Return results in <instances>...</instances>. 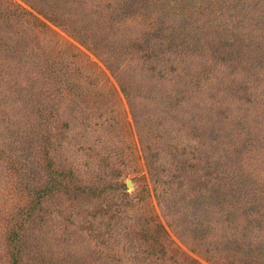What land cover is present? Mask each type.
<instances>
[{
    "label": "rangeland",
    "instance_id": "obj_1",
    "mask_svg": "<svg viewBox=\"0 0 264 264\" xmlns=\"http://www.w3.org/2000/svg\"><path fill=\"white\" fill-rule=\"evenodd\" d=\"M35 1L37 4L33 5L40 8L39 13L23 0H0V264H9L10 234L32 204L30 193L34 191L32 188L28 190V184L18 169L33 174L35 180H31V184L37 185L44 175L45 166L39 167L43 165L39 157L44 155V151L50 152L57 167L73 169L75 175L89 184L102 179L115 184L114 177L121 172L119 179L125 185L130 180L132 187L125 186L126 196L121 194V190L112 189L108 196L111 202L121 198L131 204H125L122 212H116L111 218L99 211L101 199H88L79 191L56 192L42 210L35 211L30 217L24 230L26 236L21 238V264H137L139 252L135 237L147 216H155L163 226L167 236L162 239V245L174 251L178 260L189 257L199 264H224L211 257L210 249L222 247L223 234L228 228L225 217L229 210L220 198L210 199L211 194L200 196V201L199 197L195 200L194 193L197 192L194 191L198 189L200 194H204L207 189V193H213L216 181L224 177L227 167L237 164L240 158L235 154L226 158L227 163L222 162L221 166L226 169L220 174L219 165L207 167L208 174L203 182L190 172L195 169L191 168V163H197V157L208 152L213 154L216 150L212 144L217 139L223 142L218 144L220 150L223 147L241 149L242 134L240 139L238 136L244 128L241 123L237 129L233 128L238 120H244L248 128L245 133L250 134V141L264 134V128L257 127L259 124L264 127V122L247 125L246 119L239 117V111L235 113L234 103L228 102L226 97L218 100L210 114L207 109L193 108L192 104L207 101L203 99L210 87L205 91L199 90L192 100H184L185 103L180 104L175 102L171 105L170 99L162 100L161 95L175 88L168 86L167 80L172 79L176 69H188L194 63L193 67L196 61L193 55L205 54L199 52L201 45L210 51L215 45L213 43L223 39L222 36L229 37L238 31L236 14L240 7H253L254 13L248 22L245 20L243 23L253 27L255 32L244 40L243 36L238 37L232 48L241 52V56L251 58L254 67L258 68L259 61L263 59L261 55H264V46L260 45L261 41L264 42V0H215L221 5L209 6L198 17L196 21L201 26L196 29L194 25L190 26L197 34L193 30L187 32L186 37L199 47L195 46L192 56L182 52L184 57L179 56V49L169 50L170 57L178 65L172 68L168 65L170 62L166 64L162 59L158 68L161 71L156 74L158 80H152L146 71L137 68L132 59L117 58L121 49L119 52L116 48L121 45L124 49L127 37L134 40V37L142 35L143 24L140 22L109 28L105 23L107 17L92 20L86 29L89 38L95 42L89 48L83 39L76 40L70 31L69 23L80 21L78 12L81 10L82 14V8L73 7L72 11L70 4L57 3L60 0ZM115 1L118 0H105L104 8L99 0H93L91 8L85 1L84 10H89L92 17L95 11L107 10L106 6H112ZM189 1L195 4L203 2ZM64 5L66 7H62ZM93 5L98 7L93 8ZM10 7L37 27L32 39L24 34L20 45L29 50L14 61L8 58V50L14 45L8 40ZM53 13L57 15L55 22L46 16L51 17ZM157 14L155 12V16ZM69 17L71 21H67ZM161 18L165 19L164 16ZM160 25L165 27L166 20ZM149 35V41L160 40L152 30ZM250 37L258 42L247 48L245 44ZM42 49H48L52 56L68 63V76L71 75L78 85L69 100L63 102L56 87L37 73ZM168 67L171 71L166 80L164 72ZM240 71H233L234 76H239ZM9 75L12 77L8 79ZM261 75L256 82L259 84L258 81L263 79L260 86L263 89L264 73ZM18 78L26 80V87H22L19 95L15 92L17 83L13 80ZM117 79L126 86L137 85L125 87L130 88L128 98L123 95ZM45 107L57 108L59 112L54 111L53 116L46 119L42 112ZM192 110L194 112H190ZM48 124L54 130L52 135L47 132ZM207 126L213 131H208ZM230 127L232 131L229 132ZM153 152L155 165L162 168L161 174L154 178L148 168V157ZM255 156L259 158L254 164L258 168L253 173L256 179L239 184V195H242L241 189H252L258 185L264 189V146L258 148ZM251 169H255L253 165ZM157 178L161 182H157ZM25 223L27 225V220ZM87 227L95 228L104 237L93 242ZM195 234L198 238L193 239ZM144 262L145 259L140 261L141 264Z\"/></svg>",
    "mask_w": 264,
    "mask_h": 264
},
{
    "label": "trees",
    "instance_id": "obj_2",
    "mask_svg": "<svg viewBox=\"0 0 264 264\" xmlns=\"http://www.w3.org/2000/svg\"><path fill=\"white\" fill-rule=\"evenodd\" d=\"M23 1L38 13L41 11L40 8L38 9L33 5L34 3L37 4V1ZM85 1L87 2V6L91 8V2L93 0H60L57 2L61 4H70V6H72V11H74L73 7L82 8V14L84 13V15L82 16L81 10H79V22H72L70 17L69 20H67L71 21L69 23L70 31L76 40L83 39V43H86L89 48H92L91 43L95 41L89 38V35H87L89 31H87L86 28L88 27V23L91 24L94 19L98 21V19H105L107 17L105 23H107V27L109 28H120L124 25H130L133 22H140L143 24L142 35L134 37V40L130 39L131 37H127L126 44L124 45L125 50L121 45L116 48L119 52L121 49V55H117V58L128 57L127 59H132L135 61V66L137 68L139 67L143 72L146 71V74L150 76L152 80H158L156 74L161 71V69L158 68L162 59L166 60V64L170 62L168 65L171 67L173 65H178V63H176L177 61L174 60V62V58L170 57L171 55L168 53L169 50L174 51L179 49L177 51L180 52V57H184V55L181 54L182 52L187 55L191 54V56L194 54L195 46L199 47V45H197L195 41L193 43L190 38L186 37L187 32L191 33V30L195 32L194 30L201 26L197 24L196 20L205 10L209 9V6H213L216 3L218 6L221 5V3L215 2V0H203V2L196 4L189 0H118L115 1L112 6H106L105 9L107 10H100L99 8L98 10L100 11H95L94 15L90 17L89 10H84ZM104 1L105 0H99L103 8ZM230 2H228V4H231ZM93 6V8L98 7L95 5ZM62 7H66V5ZM240 9V11L237 10L236 14L238 31L232 34L235 35L234 38H230L232 35H229V37H227V35L225 37L222 36L223 39H220L217 43H213L215 45L210 51H207L205 46L201 45V50L199 49V52L205 54L202 56L193 55L196 57L194 58L196 60L195 65L191 67L193 63L188 69L179 68L181 71L176 69V73L172 75L170 81L167 80V76L170 74L169 70L171 71V68H166L164 73L168 86L175 88L168 91L169 93L165 91V93L161 95L162 100H167V98H169L171 105L175 102L179 104L185 103L184 100L189 101L193 99L194 93L199 90L205 91L207 87H210L208 89L210 90L209 93L205 94V99H203V101H207L197 104L194 103L195 105L192 104V106H194L193 108L197 106L198 109H207L208 114H210L214 105L219 102L218 100H223L222 97H226L228 102L232 101V103H234L233 107L236 108L235 113L239 111V117L243 116L246 119L247 125L253 123L258 124L262 120L264 122V88L261 89L260 87L263 85V79L258 81L259 84L256 82L259 77H262L261 73H264V55H261L263 59L259 61V67L256 68L252 64L251 58L241 56V52H236L234 51L235 49L232 48L235 46V40H237L238 37L243 36L244 40L254 31L253 27L250 28V25L248 26L246 23H243L245 20L248 22L249 17L254 13L253 7L250 9L240 7ZM62 12L64 13L66 11L62 10ZM155 12H158L157 16H155ZM46 16L48 20L55 22L57 15L53 13L51 17L48 14ZM162 16H164L165 19H162ZM165 20L167 25L162 27L160 24ZM81 22L82 24H80ZM84 22H86V26L83 25ZM170 24H172V26ZM191 25H194L195 29H191ZM29 27H32V29ZM36 30L37 27L34 25L33 21L23 18L22 15H17V12L11 8V13L8 15V40L13 42L14 45L10 47V51L8 50V58L14 61L19 58L25 50H29L28 48L23 49L20 43H23L24 34L32 39L36 35ZM151 30L160 40L149 41L147 39L150 37L149 32ZM195 34L197 33L195 32ZM97 35L96 32L95 36L97 37ZM256 42L258 41L252 40L250 37L248 42L244 44L248 48L251 44H253V46L256 45ZM260 45L264 46V42L261 41ZM160 46H163V48L167 47L168 49L163 50ZM170 46L174 48L171 49ZM157 47L159 49H157ZM40 54L42 55L40 57L42 61L39 60L38 62L39 66L36 67L38 69L37 73L45 80H49L53 87H56L55 90L57 94L60 95V99L63 102L69 100L74 87L78 85L75 84L71 75L68 76V63H64L62 60L60 61L57 59V57L52 56L48 49H42ZM236 69L241 70L240 75L237 77H235L233 73ZM63 74L65 76H63ZM9 76L8 79L12 77V75ZM13 80L17 83L15 84V92L19 95L20 91H23L22 87H26L24 85L26 80H21L19 78ZM117 82L126 98L129 97L128 90L130 88L125 87L133 88L137 86L136 84L126 86L118 79ZM212 88H214L213 92H211ZM24 95H27V93H24ZM49 110H51V112H49ZM54 111L59 112L57 108L50 109V107H45L42 110V112H44L43 116H45L46 119H50ZM169 112L172 111L170 110ZM190 112H194V110ZM171 114H173V112ZM237 120L238 118L236 121ZM50 123L51 121L49 120V124ZM239 123H241L244 128V131H241L238 136L240 139L242 134V140L239 144L241 149L238 147H227V149H225L222 146L223 148L220 150L217 148L218 144L220 145L223 142L214 139L216 142L212 145L215 147L216 151H213V154L208 152L205 156L197 157L199 159L198 162L191 163V168L193 167L195 169L190 172L199 176L200 180L203 182L208 174L206 170L207 167H213L215 164L221 167L223 165L222 162L227 163L228 159L226 158L233 157V154L240 158L238 159V163L230 168L227 167V169L221 167L222 171H220L219 174L225 169L226 171L224 177L216 181L217 186L213 189L211 188L213 193H210V191L207 193L208 190L205 189L204 194H200V191L197 189L194 191L197 192L194 193V195L195 200L199 197L200 201V196L203 197L211 194L210 199L214 197L217 199L220 198L223 202L222 204L229 210L225 217V220H228V228H226V232L223 234L222 247L210 249V252H212L211 257L216 260H221L224 264H264V189L258 185L252 189H241L242 195H239L237 192V188H241L239 184L249 183L256 179L253 177V173L254 170L258 168L254 164H257L259 158L255 156V154L258 153V148L260 146H264V144H261V142L264 141V134L262 136H256L257 139L250 141V134L245 133V130L247 132L248 128L244 120H238L236 125L233 124V128L237 129ZM49 124L47 125V132L49 135H52L54 130L49 127ZM257 127L261 129L264 128L263 124H259ZM231 129L230 127L229 132L232 131ZM207 130L213 131L212 127L209 128V126H207ZM219 131L220 130L217 132ZM35 144L37 145L38 143L36 142ZM153 154L154 152L150 153L148 157V162L150 163V167L148 168L152 178L157 177L156 175H160L162 172V168L155 165V155ZM40 155L41 157L39 158H42L43 165L41 164L39 167L45 166V168L43 170L44 175L40 177V182L38 181L37 185H33L36 189L33 188V183L31 184V180H35L33 174L21 172V170L18 169L20 176L24 179V182L28 184V190L30 191L32 188V192H34L33 194L30 193V199L32 201L31 207L29 208L30 210L20 222L14 225V229L10 234L11 238L8 242V245H10V251H8L9 264H21V261H23V256H21V238L26 236L24 230L28 227L30 217L35 211L42 210L44 208L43 205L47 203L49 198L56 194V192L61 194L76 193L79 191L88 199L90 197L101 199L99 211L103 212L102 214H109L111 218L116 212H122L125 204H131L129 200L124 201V199L121 198L116 202H111L108 196L111 193V191H109L110 189H112V191L121 190V194L124 193L126 196V185L123 183V180L119 179L121 172H118L114 177L116 180L115 184L110 180L105 181V179L89 184L75 175L73 169L57 167L54 164L50 152L44 151V155ZM226 165L228 166V164ZM251 165H253L255 169H251ZM255 175H258V173ZM156 181L161 182L159 178H157ZM220 187H223V189L221 190ZM192 197L189 199V202H191L190 200ZM147 217L148 218L141 224V231L137 233L135 237V243L138 244L137 251L139 252L137 264H141L140 261L142 259L146 260L143 264H199L189 257L180 258L181 260H178L174 251H170L162 245V239L167 236V232L163 226L155 219V216ZM26 220L27 225H25ZM87 224L89 226L90 222L88 221ZM136 226H138V224H136ZM91 228L92 227H87L93 242H97L99 238L104 237V235L100 234V231ZM107 234H105V237L109 238ZM196 238H198V236L195 234L193 239Z\"/></svg>",
    "mask_w": 264,
    "mask_h": 264
},
{
    "label": "water",
    "instance_id": "obj_3",
    "mask_svg": "<svg viewBox=\"0 0 264 264\" xmlns=\"http://www.w3.org/2000/svg\"><path fill=\"white\" fill-rule=\"evenodd\" d=\"M126 185H127V187L131 188L132 187L131 181L130 180H127Z\"/></svg>",
    "mask_w": 264,
    "mask_h": 264
}]
</instances>
